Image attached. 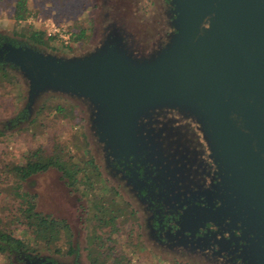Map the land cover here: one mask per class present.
I'll use <instances>...</instances> for the list:
<instances>
[{
  "label": "water",
  "instance_id": "1",
  "mask_svg": "<svg viewBox=\"0 0 264 264\" xmlns=\"http://www.w3.org/2000/svg\"><path fill=\"white\" fill-rule=\"evenodd\" d=\"M169 4L173 30L147 55L132 52L113 25L84 54L5 43L0 58L26 80L28 110L46 91L85 101L97 139L113 155L134 153L139 118L154 108L193 116L230 171L234 196L253 206L248 225L257 241H250L247 264H264V0Z\"/></svg>",
  "mask_w": 264,
  "mask_h": 264
},
{
  "label": "rangeland",
  "instance_id": "2",
  "mask_svg": "<svg viewBox=\"0 0 264 264\" xmlns=\"http://www.w3.org/2000/svg\"><path fill=\"white\" fill-rule=\"evenodd\" d=\"M13 1L0 0V30L10 34L12 28L19 31L32 26L44 30L45 35L56 34L53 48L37 49L63 57L90 51L113 25L127 36V47L143 55L161 47L172 30L169 22H164L161 0H25L30 14L17 23L10 18ZM76 27L84 30L83 37L75 42L69 41L70 32ZM15 74L12 84L0 82V171L21 162L27 151L39 148L44 155H59L64 160L81 162L91 157L99 166L101 177L106 178L95 144L100 141L90 121L92 109L82 99L46 91L31 105L27 120L4 126L17 116L26 102L27 82L17 70ZM56 104L65 108L64 111L57 113L54 110ZM93 178V197L79 196L78 191L68 186L53 167L20 183L22 191L36 195L37 210L63 219L70 232L69 239L61 237L55 247L50 245L47 251H40L41 255L53 258L59 264H98L100 260L110 264L115 255L125 256L127 264H190L185 258H171L154 252L155 249L147 251L141 246H132L136 236L127 231L134 225L127 216L123 217V211L119 214L116 210L124 207L122 204L130 199L129 196L119 186L117 194L108 191L103 186L105 183ZM11 192L4 182L0 183V206L4 207L0 211L2 221L8 219L12 208ZM92 202L100 208L107 205V209L118 214L116 222L119 227L110 237L107 236L108 239L104 240L106 233L111 232L109 225L90 218L97 208L92 207ZM9 226L14 235L24 236L13 229V224ZM108 244L112 246L110 250L105 248ZM69 246L70 253L65 251ZM56 247L59 252L54 250ZM73 257L77 263L72 262ZM92 257L98 260L95 262ZM0 264H6L1 257Z\"/></svg>",
  "mask_w": 264,
  "mask_h": 264
},
{
  "label": "flooded vegetation",
  "instance_id": "3",
  "mask_svg": "<svg viewBox=\"0 0 264 264\" xmlns=\"http://www.w3.org/2000/svg\"><path fill=\"white\" fill-rule=\"evenodd\" d=\"M160 5L167 24L173 7L168 0ZM148 112L139 118L141 144L134 153L113 155L95 141L107 179L93 160L96 177L108 191L117 194L119 186L130 198L122 206L134 225L127 231L136 236L132 246L190 264H247L250 241H257L248 225L253 206L234 196L231 173L216 158L200 124L174 108ZM107 207L99 218L115 215ZM95 214L94 209L92 220Z\"/></svg>",
  "mask_w": 264,
  "mask_h": 264
},
{
  "label": "trees",
  "instance_id": "4",
  "mask_svg": "<svg viewBox=\"0 0 264 264\" xmlns=\"http://www.w3.org/2000/svg\"><path fill=\"white\" fill-rule=\"evenodd\" d=\"M169 2V0H168ZM109 8V6H108ZM110 9V8H109ZM112 12V11H111ZM30 11L26 6L25 0H14L10 12V18L13 22L17 23L24 20ZM111 15L108 17L110 18ZM84 30L76 27L75 30L70 32V40L75 42L83 37ZM56 34L45 35L44 30L37 27L28 26L25 30L11 29L10 34L0 30V48L5 43L14 46L26 45L33 48L47 47L53 48L52 42ZM39 50V49H38ZM3 56V53L1 54ZM17 68L11 63H8L0 58V82L12 84V79H15V71ZM42 106V105H41ZM50 108V107H49ZM42 108H40L41 110ZM60 104L54 106L57 113L64 111ZM29 117V110L24 106L17 116L8 120L4 126L16 125ZM0 130V135H1ZM49 167L55 168L60 177L64 179L65 183L72 189L78 191L79 196H92L94 195V186L96 174L98 171L91 157L79 162L64 160L59 155H44L41 149L27 151L21 162L14 163L7 167L5 170L0 171V183L4 182L10 189L13 196L12 208L9 210L8 219L2 221L0 216V257L6 264H44L46 261H51L55 264L57 262L46 255L39 253L42 250H48L50 245L56 246V242L61 237L69 239V229L63 219H56L49 214L43 213L36 209V195L22 191L21 182L26 181L30 176L47 170ZM93 207H97L95 202H92ZM4 207L0 206V211ZM98 207L95 209L97 214L93 216V220L99 221L102 225H109L107 236L119 227L116 218L118 214L107 216L102 214L99 218V212L104 213L105 208ZM109 210V208H108ZM117 212L125 213L124 207H118ZM126 216L123 215V217ZM10 224H13V229L19 230L24 236L19 237L13 234ZM136 238V237H135ZM105 239H108L107 237ZM67 245L68 242H67ZM100 247L102 246L99 245ZM91 247V246H90ZM106 247L110 250L112 246L108 244ZM59 252V248H54ZM71 247L66 248V252H71ZM42 258V259H41ZM125 256L115 255L112 263L110 264H127L124 262ZM93 261H97V257H92ZM98 264H104L101 260Z\"/></svg>",
  "mask_w": 264,
  "mask_h": 264
}]
</instances>
